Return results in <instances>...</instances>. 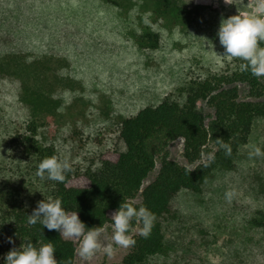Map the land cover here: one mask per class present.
Returning <instances> with one entry per match:
<instances>
[{"label":"trees","instance_id":"trees-1","mask_svg":"<svg viewBox=\"0 0 264 264\" xmlns=\"http://www.w3.org/2000/svg\"><path fill=\"white\" fill-rule=\"evenodd\" d=\"M71 1L0 0V103L9 108L8 114L0 113V264L10 250L27 242L36 247L51 243L57 264H75L80 239L64 238L39 222L28 224L27 216L40 201L58 198L67 213L77 212L86 229H104L112 224L122 203L134 206L137 197L142 203L136 208L144 207L153 214V226L146 238L140 233L133 237L130 253L116 264H146L166 253L163 225L177 219L181 195L204 194L216 171L235 167L254 124L264 119V77L242 72L240 60L231 73H179L182 87L178 92L184 101L149 105L124 119L118 140L125 151L115 144L88 167H70L63 182L40 177L36 172L41 160L51 156L63 160L57 146L45 144L39 137L46 118L56 116L63 107V97L53 87L46 88L45 81L51 76L61 82V70H67L65 78L73 76L69 69L58 70V62L80 65L82 58L116 56L124 47L109 43L97 29L82 30L68 14ZM146 1L153 13L181 22L201 9L183 8L177 0ZM129 38L139 50L153 51L160 46L158 34L149 26L141 35ZM41 40H46L43 49L36 44ZM242 85L250 89L251 100L241 99ZM200 101H207L215 112L209 126L198 110ZM179 139L184 140L185 160L195 168L172 161L166 153V147ZM210 144L218 151L210 161L201 162ZM224 144L230 147V154ZM159 157L158 175L145 187ZM256 224L264 229V218ZM9 237L13 243L7 242Z\"/></svg>","mask_w":264,"mask_h":264},{"label":"rangeland","instance_id":"rangeland-1","mask_svg":"<svg viewBox=\"0 0 264 264\" xmlns=\"http://www.w3.org/2000/svg\"><path fill=\"white\" fill-rule=\"evenodd\" d=\"M177 1L183 8L201 7L199 14L175 21L153 13L146 0H73L67 5L68 14L75 17L82 30L97 29L109 43L124 46L119 55L82 58L80 65L58 62V70L69 69L73 76L65 78L63 74L68 72L61 70V82L51 76L45 81L46 88L53 87L55 94L63 97V107L56 116L46 118L39 137L43 143L57 146L70 167H88L115 144L125 151L118 140V128L124 119L149 105L184 101L178 92L182 87L179 73L226 74L235 70L239 59L221 60L215 55L224 52L217 31L222 19L254 15L257 0ZM145 26L158 34L157 50H139L130 41L129 36L141 35ZM36 44L43 49L46 40ZM259 46L264 47V42ZM240 97L252 99L247 86H241ZM198 110L209 126L213 108L207 101H200ZM0 113L8 114L9 108L0 103ZM254 147L264 152V119L254 124L250 140L232 170L216 171L202 195H181L177 219L163 225L166 253L150 258L146 264H264V229L256 224L264 218V155L250 156ZM165 151L172 161L195 168L183 156V139L170 143ZM217 151L210 144L201 162L210 161ZM160 167L159 157L145 187L156 179ZM229 191L234 192L231 201L225 198ZM132 203L139 207L141 197ZM140 231V220L133 218L126 234L132 240ZM113 232L112 224L108 225L99 237L102 245L113 243L111 257L101 249L86 260L80 257L78 248L75 264L121 263L132 244L127 248L116 246L111 240Z\"/></svg>","mask_w":264,"mask_h":264},{"label":"clouds","instance_id":"clouds-1","mask_svg":"<svg viewBox=\"0 0 264 264\" xmlns=\"http://www.w3.org/2000/svg\"><path fill=\"white\" fill-rule=\"evenodd\" d=\"M254 13V15H235L222 19L217 37L224 52L222 55L214 53L221 60L243 61L239 69L260 78L264 77V47L259 46L260 42H264V0H257ZM223 147L227 150V154H230V147L227 144ZM262 155L264 152L259 147H254L250 153V156L256 157ZM69 168L67 160H60L56 156L46 157L39 162L36 175L63 182L64 174ZM233 195L234 192H226L225 198L231 201ZM27 217L30 225L39 222L43 228L59 231L60 236L64 238L80 239L79 255L83 259H91L101 249L107 256L113 255V243L102 245L100 242L99 237L103 229L101 227L86 229L77 212L67 213L58 198L48 202L44 200L38 202L31 215ZM133 218L143 224L141 236L146 238L150 234L154 221L153 214L144 207L136 208L131 204L122 203L111 219L114 229L111 240L116 246L127 248L134 244L126 234ZM7 242L13 243L12 238L9 237ZM54 253L55 249L51 243L36 247L31 242H27L18 250H10L4 257V264H57Z\"/></svg>","mask_w":264,"mask_h":264}]
</instances>
